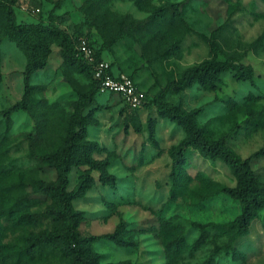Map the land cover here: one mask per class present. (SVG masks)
Instances as JSON below:
<instances>
[{
	"label": "rangeland",
	"instance_id": "374dc122",
	"mask_svg": "<svg viewBox=\"0 0 264 264\" xmlns=\"http://www.w3.org/2000/svg\"><path fill=\"white\" fill-rule=\"evenodd\" d=\"M1 1L12 6L19 23H39L85 39L113 72L132 75L150 100L187 69L211 59L210 41L216 38L222 46L218 59L251 65L249 75L229 69L214 88L194 83L169 92L164 101L185 110L200 109L198 121L210 138L224 139L241 159H249L264 190V0ZM163 6L179 12L176 19L150 21L154 9ZM123 29L126 36L117 39ZM33 38L42 42L46 64L32 76L29 110L16 109L8 117L4 111L25 92L28 56L10 34L6 12L0 10V264L68 262L52 246L23 252L31 233L50 231L55 225L46 214L50 197L35 191L30 182L56 178V171L40 156L65 140L75 104L91 90L93 80L88 71L66 61L61 37ZM91 111L86 138L98 143L94 156L109 162L117 184H103L99 172L92 170L91 189L73 202L83 212L79 233H110L122 223L132 241L129 247L110 240L94 242L93 250L104 263L201 264L214 256L215 264H264V207L232 245L228 233L203 228L232 221L241 212L239 200L222 191L238 186L226 163L189 149L182 183L173 195L169 150L186 136L183 127L155 106L133 108L114 93H96L84 112ZM87 168L72 169L69 190ZM178 234L184 235V243L174 251Z\"/></svg>",
	"mask_w": 264,
	"mask_h": 264
},
{
	"label": "trees",
	"instance_id": "16d2710c",
	"mask_svg": "<svg viewBox=\"0 0 264 264\" xmlns=\"http://www.w3.org/2000/svg\"><path fill=\"white\" fill-rule=\"evenodd\" d=\"M0 10L6 12L10 34L14 35L28 56V64L24 73L25 92L23 97L19 102L4 111V114L9 117L16 109L29 110L28 105L31 102L33 89L31 84L32 76L46 64L45 58L41 55V50L44 49V46L42 42L34 41L33 37L35 34L41 37L44 35L61 37L66 61L82 70L88 71L93 80L91 90L75 104L74 113L72 114L73 124L68 130L65 140L54 151L40 156V160L44 165L56 171V178L51 181L33 180L30 185L35 191L50 197L52 203L46 209V214L55 225L50 231H44L39 234L31 233L27 238V245L23 252L33 254L36 248L52 246L68 259L65 264H133L130 260L104 263L100 254L93 250V243L99 240H110L119 246L129 247L132 241L124 232L122 223L113 232L87 237H82L78 229L83 212L76 210L73 202L84 197L87 191L91 189L94 183L92 170L99 172V178L103 184L112 187H116L117 184V177L108 169L109 162L97 159L94 156V153L99 149L98 143L86 138L92 111L89 114H85L84 111L92 104L95 94L100 93V82L94 78L91 64L78 54L77 42L80 41V38H73L61 29L39 23H19L12 6L1 0ZM178 13L174 8L170 12L169 7L166 6L155 8L150 21L167 19L169 16L171 20H174ZM148 21L149 19L141 20L135 22V25L141 26L148 23ZM125 36L126 33L123 29L116 38L120 39ZM210 49L212 53L211 59L187 69L180 79L168 83L155 98L150 100L147 95L145 106H155L161 115L182 126L186 133V136L169 150L173 160V170L171 172L173 195L176 194L178 186L182 183L184 168L188 160V151L191 148L197 149L200 154L211 160H222L236 174L238 186L236 188L223 187L222 191L239 200L241 204L240 214L229 222L203 225L204 229L212 227L228 233L230 236L229 242L232 245L247 233L258 210L264 207V190L259 184L251 162L249 159H241L224 139L212 140L210 138L208 132L198 121L200 109L185 110L181 106L169 105L164 101L169 92L184 90L191 87L194 83H199L204 88H214L221 74L229 69L237 70L242 76H247L252 71L251 65L235 64L229 60L218 59L222 54V46L216 38L211 39ZM96 57L99 58L98 54H96ZM2 79L0 50V82ZM150 127L151 135L153 136V124H150ZM31 135L34 138V135ZM2 142L3 140L0 139V147ZM84 165L88 167L86 172L79 176L78 183L72 190H69L70 172L74 167ZM163 227L167 228L168 240L166 246L169 250V219L163 221ZM183 243L184 235L178 234L172 242L174 251L179 249ZM196 245L194 244V247ZM201 264H215L214 256H210Z\"/></svg>",
	"mask_w": 264,
	"mask_h": 264
},
{
	"label": "built area",
	"instance_id": "2783aa9c",
	"mask_svg": "<svg viewBox=\"0 0 264 264\" xmlns=\"http://www.w3.org/2000/svg\"><path fill=\"white\" fill-rule=\"evenodd\" d=\"M77 50L78 54L93 67L94 78L100 82V92L118 94L133 108L145 106L147 92L134 77L113 72L108 62L96 57L95 50L85 39H80Z\"/></svg>",
	"mask_w": 264,
	"mask_h": 264
}]
</instances>
